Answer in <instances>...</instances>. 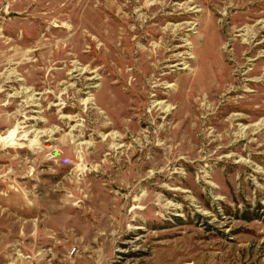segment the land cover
I'll use <instances>...</instances> for the list:
<instances>
[{
    "label": "rangeland",
    "instance_id": "374dc122",
    "mask_svg": "<svg viewBox=\"0 0 264 264\" xmlns=\"http://www.w3.org/2000/svg\"><path fill=\"white\" fill-rule=\"evenodd\" d=\"M0 264H264V0H0Z\"/></svg>",
    "mask_w": 264,
    "mask_h": 264
}]
</instances>
